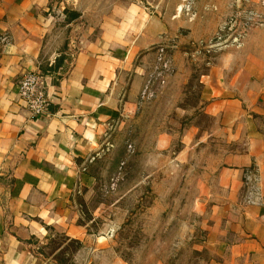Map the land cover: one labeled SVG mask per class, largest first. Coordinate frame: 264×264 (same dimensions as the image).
Segmentation results:
<instances>
[{
	"label": "crops",
	"instance_id": "1",
	"mask_svg": "<svg viewBox=\"0 0 264 264\" xmlns=\"http://www.w3.org/2000/svg\"><path fill=\"white\" fill-rule=\"evenodd\" d=\"M244 1L264 13L260 0H226L225 8ZM148 9L102 0L95 9L102 31L94 39L88 29L75 31L87 24L85 0H0V264H36L33 252L48 238L85 236L74 204L84 164L131 106L135 74L154 46L174 34L175 16H150ZM215 18L211 24L219 26ZM32 71L49 100L41 118L18 97ZM131 73L123 98V77ZM202 82L204 113L213 121L205 133L229 147L217 156L215 197L201 211L208 219L205 246L212 264H264V28L220 50ZM249 170L259 188L256 205L244 198Z\"/></svg>",
	"mask_w": 264,
	"mask_h": 264
},
{
	"label": "rangeland",
	"instance_id": "2",
	"mask_svg": "<svg viewBox=\"0 0 264 264\" xmlns=\"http://www.w3.org/2000/svg\"><path fill=\"white\" fill-rule=\"evenodd\" d=\"M101 1L85 0L87 24H76L78 34L88 29L94 39L101 35L95 25ZM123 1L149 8L150 16L172 14L174 34L154 46L135 74L131 106L84 164L86 180L74 204L85 236L48 238L33 252L36 264H212L201 211L215 197L217 156L229 147L205 133L213 121L204 113L201 90L220 50L232 46L219 38L233 7L226 9V0H194L199 9L196 4L186 14L178 12L182 0ZM158 2L162 9L151 11ZM215 16L219 26L211 24ZM135 75L123 77L121 97Z\"/></svg>",
	"mask_w": 264,
	"mask_h": 264
},
{
	"label": "built area",
	"instance_id": "3",
	"mask_svg": "<svg viewBox=\"0 0 264 264\" xmlns=\"http://www.w3.org/2000/svg\"><path fill=\"white\" fill-rule=\"evenodd\" d=\"M246 3V4H244ZM236 7L233 13L222 26L224 38L219 41L232 46H240L247 35L253 30L264 28V13L250 7L247 1ZM259 6L264 8V0L259 1ZM194 0H182L178 12L190 14L193 11ZM180 14V13H179ZM40 74L37 72L26 73L18 87V97L25 109L33 118H41L47 114L48 97L43 92ZM244 198L249 204L260 203L259 188L256 186L251 170L244 175Z\"/></svg>",
	"mask_w": 264,
	"mask_h": 264
}]
</instances>
